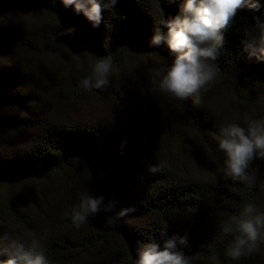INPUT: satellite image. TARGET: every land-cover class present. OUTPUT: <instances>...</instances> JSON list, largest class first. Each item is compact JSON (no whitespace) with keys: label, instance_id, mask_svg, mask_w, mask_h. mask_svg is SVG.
I'll return each mask as SVG.
<instances>
[{"label":"trees","instance_id":"trees-1","mask_svg":"<svg viewBox=\"0 0 264 264\" xmlns=\"http://www.w3.org/2000/svg\"><path fill=\"white\" fill-rule=\"evenodd\" d=\"M180 2L116 0L93 27L60 0H0V247L38 239L49 264H135L144 244L186 237L178 246L192 264H264V243L226 257L232 237L220 230L245 203L264 212V159L253 161L249 186L224 175L218 147L222 127L259 119L264 61L244 50V30L260 13L237 15L215 61L214 82L251 107L244 117L214 103L213 84L199 103L151 92L153 69L166 70L174 54L149 40ZM105 57L110 85L83 89ZM155 164L163 167L152 174ZM86 194L134 211L113 226L101 213L77 228L72 209Z\"/></svg>","mask_w":264,"mask_h":264},{"label":"clouds","instance_id":"clouds-1","mask_svg":"<svg viewBox=\"0 0 264 264\" xmlns=\"http://www.w3.org/2000/svg\"><path fill=\"white\" fill-rule=\"evenodd\" d=\"M115 2L110 0L102 6L100 0H60L65 8L71 7L82 14L93 27H99L104 9L114 6ZM244 10L260 13L253 15L251 26L244 30L248 37L244 50L250 57L264 61V3L261 0H181L177 15L161 20L149 40L150 47L164 46L174 54L166 70L153 69L151 92L179 100L193 97L199 103L201 92H206L217 77L215 61L225 43V34ZM112 74L111 58H100L80 86L85 90L106 89ZM220 131L218 147L226 156L224 175L250 186L254 182L249 171L253 161L264 159V119L249 120L247 127L231 123ZM162 167L163 164L151 165L149 171L156 174ZM116 207V201L103 194H86L73 207L70 219L79 228L88 217L104 213L105 222L113 226L134 211L131 208L116 211ZM220 230L225 237H232L225 256L240 260L258 251L259 244L264 243V212L252 203H245L238 215L220 223ZM178 245L186 247V237L146 243L137 249L135 264H192L193 258L185 255ZM4 256L7 258L0 259V264H49L38 239H33L27 248L23 242L13 240L7 247H0V257Z\"/></svg>","mask_w":264,"mask_h":264},{"label":"rangeland","instance_id":"rangeland-1","mask_svg":"<svg viewBox=\"0 0 264 264\" xmlns=\"http://www.w3.org/2000/svg\"><path fill=\"white\" fill-rule=\"evenodd\" d=\"M22 15L25 14L24 12H21ZM25 19H28L29 22L34 23L38 21H43L45 24L46 21L43 18H35L31 16H26ZM48 28V26H46ZM51 56V55H49ZM54 57V55H52ZM59 59H64V56L61 54L58 55ZM92 64L95 62L91 61ZM213 87L217 86V88L213 91H217V94H214V103L218 106H220L222 103L229 105L233 113L240 115L241 113L244 114V117H247L246 115H249L251 112V107L248 106L245 102V99L242 98L240 94L237 92H234L232 90L222 89L219 88L220 85L218 83L213 82ZM259 108L254 109V113L256 114L257 118L264 119V94L262 98L259 100Z\"/></svg>","mask_w":264,"mask_h":264}]
</instances>
